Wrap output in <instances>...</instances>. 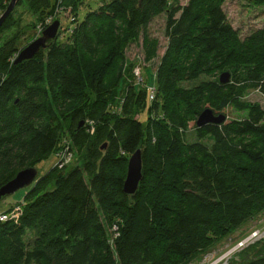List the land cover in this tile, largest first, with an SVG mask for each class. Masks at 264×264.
Returning a JSON list of instances; mask_svg holds the SVG:
<instances>
[{
	"label": "trees",
	"instance_id": "trees-1",
	"mask_svg": "<svg viewBox=\"0 0 264 264\" xmlns=\"http://www.w3.org/2000/svg\"><path fill=\"white\" fill-rule=\"evenodd\" d=\"M84 1L19 0L0 29V188L61 147L78 156L37 179L17 218L0 220V264H191L264 215V108L243 100L248 90L264 96V28L242 41L226 0H103L77 19ZM0 6L5 13L9 3ZM62 11L74 15L68 35L61 29L17 63L35 30L41 36ZM164 13L168 47L151 99L134 69L123 74L125 51L144 31L151 59L156 46L145 29ZM225 71L228 84L184 86ZM206 108L245 115L198 128ZM192 123L197 139L189 142ZM137 150L143 180L128 196ZM229 264H264V238Z\"/></svg>",
	"mask_w": 264,
	"mask_h": 264
},
{
	"label": "rangeland",
	"instance_id": "rangeland-1",
	"mask_svg": "<svg viewBox=\"0 0 264 264\" xmlns=\"http://www.w3.org/2000/svg\"><path fill=\"white\" fill-rule=\"evenodd\" d=\"M190 1L191 0H180L179 4L184 6ZM2 2L3 5L10 3L8 0H2ZM102 2L103 0H85L83 7L79 10L77 19H82L90 8L95 9L100 6ZM223 6L229 22L232 24L234 29L240 32V39L242 41L245 39V37H249L253 31L264 28V6H254L245 0H226ZM19 11L20 13H23V18L25 21L31 23L34 21V18L31 17L24 7L20 8ZM3 13V7L0 6V17L3 15ZM73 16V13L70 14V11H62L57 16L61 24L60 30H64V34L62 35L64 38L66 35H68L69 29L73 28V25L71 24L72 20L74 19ZM166 22L167 14L164 13L155 18L145 29L149 40L154 42L156 46V52L151 59H147L146 51L143 45L144 31L142 32L139 40L137 42L131 43L125 51L126 63L123 69V74L125 73L126 75H131V71H133V69H140L138 76H142L144 86H147L148 88H152L154 86L158 68L161 65V62L167 51L168 39L165 35ZM35 33L36 37L39 38L40 35H38V29L35 30ZM238 52L240 53L241 49ZM128 71L130 72L128 73ZM244 72V69H240L239 74H244ZM224 73H229L231 80L230 72L225 71L221 74L216 72L211 73L210 75H203L199 81L186 83L184 86L192 87L202 80L216 81L218 79L220 82V77ZM134 76L136 77L135 74ZM136 82H138V77H136ZM243 100H246L250 103H258L264 108V96L258 90H248V92H246L244 95ZM224 112L227 117V121L242 119V117L245 115L244 113L236 112L232 108H228ZM139 119H141L142 122H145L147 119V113L144 112L141 116H139ZM186 138L189 142H193L197 139L193 123L189 127ZM67 142L69 143V140ZM63 151L64 148L61 147L60 150L55 154H52L48 160L36 166L38 178L46 174L50 169L58 164L59 158L62 156ZM77 162L78 156L74 151H72L71 159L67 162V165L74 166L77 165ZM28 189L20 190L16 194L2 201L0 203V214L8 211L11 207L15 209L17 205L23 203L24 196ZM34 237L35 232H29L26 236V241H30ZM262 238H264V215L242 226L231 237V239L228 238L223 240L219 244L215 245V247L210 250L207 256L203 258L199 257L191 264H227V260L232 259V257L236 256L240 251H242V249ZM238 259L239 258H236V260Z\"/></svg>",
	"mask_w": 264,
	"mask_h": 264
},
{
	"label": "water",
	"instance_id": "water-1",
	"mask_svg": "<svg viewBox=\"0 0 264 264\" xmlns=\"http://www.w3.org/2000/svg\"><path fill=\"white\" fill-rule=\"evenodd\" d=\"M19 0H10L9 6L5 13L0 17V29L13 12L17 6ZM140 3L143 1L150 0H138ZM60 22L54 21L49 27H47L42 35L31 42L26 48H24L19 57L17 58V63L24 60H29L35 57L41 50L47 48L48 43L57 38L58 32L60 30ZM230 82V74L224 73L220 77V83L222 85L228 84ZM226 121V116L216 115L214 111L210 108H206L198 117L196 125L198 128H204L207 125L214 124L219 125ZM106 145L102 149H105ZM38 179V171L36 168H28L17 174V176L11 180L9 183L0 188V203L6 198L16 194L20 190L28 189L33 186ZM143 180V158L142 151L137 150L128 161V170L126 179L124 182V193L128 196H134L139 185Z\"/></svg>",
	"mask_w": 264,
	"mask_h": 264
},
{
	"label": "built area",
	"instance_id": "built-area-1",
	"mask_svg": "<svg viewBox=\"0 0 264 264\" xmlns=\"http://www.w3.org/2000/svg\"><path fill=\"white\" fill-rule=\"evenodd\" d=\"M52 22H53L52 19L47 21L48 24H52ZM138 73H140V69H134V74L136 75V77H138L137 84H140V85L144 84L142 76L139 77ZM150 92H151V99H153L154 95H155V89L153 87L150 88ZM67 144H69V143H67ZM71 154H72V152L70 151V147L66 146L64 148L62 156H60L59 162L56 166H58L59 168H64V167L68 166L67 162L71 159ZM21 211H22V205H20V206L18 205L15 207L14 212H12L11 215L5 216L3 214H0V220L5 221V220H8L9 218H17ZM227 264H229V260H227Z\"/></svg>",
	"mask_w": 264,
	"mask_h": 264
}]
</instances>
